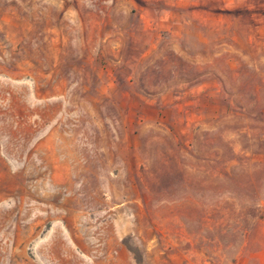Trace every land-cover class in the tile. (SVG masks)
Wrapping results in <instances>:
<instances>
[{"label":"rangeland","instance_id":"obj_1","mask_svg":"<svg viewBox=\"0 0 264 264\" xmlns=\"http://www.w3.org/2000/svg\"><path fill=\"white\" fill-rule=\"evenodd\" d=\"M201 6L0 0V264H264V0Z\"/></svg>","mask_w":264,"mask_h":264},{"label":"crops","instance_id":"obj_2","mask_svg":"<svg viewBox=\"0 0 264 264\" xmlns=\"http://www.w3.org/2000/svg\"><path fill=\"white\" fill-rule=\"evenodd\" d=\"M235 1L236 0H219V5L230 7ZM166 2L176 7V10L175 9L173 10V16H176V15L178 16L179 10H182V9H190V8L197 9V8L202 7L201 0H166ZM161 22L166 23V24H173L171 22L166 21L164 18L161 19ZM174 23L177 24V23H182V22L176 21ZM148 263L149 262H147V258H145L144 264H148ZM181 264H218V263L212 257L203 256L201 258H187ZM222 264H242V263L240 261H230V262L226 261Z\"/></svg>","mask_w":264,"mask_h":264},{"label":"trees","instance_id":"obj_3","mask_svg":"<svg viewBox=\"0 0 264 264\" xmlns=\"http://www.w3.org/2000/svg\"><path fill=\"white\" fill-rule=\"evenodd\" d=\"M136 259H138V262L140 261V260H139V259H140L139 257H136Z\"/></svg>","mask_w":264,"mask_h":264}]
</instances>
